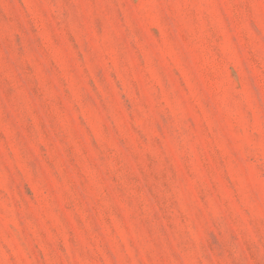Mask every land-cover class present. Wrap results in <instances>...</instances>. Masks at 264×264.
I'll list each match as a JSON object with an SVG mask.
<instances>
[{
  "label": "rangeland",
  "instance_id": "obj_1",
  "mask_svg": "<svg viewBox=\"0 0 264 264\" xmlns=\"http://www.w3.org/2000/svg\"><path fill=\"white\" fill-rule=\"evenodd\" d=\"M0 264H264V0H0Z\"/></svg>",
  "mask_w": 264,
  "mask_h": 264
}]
</instances>
